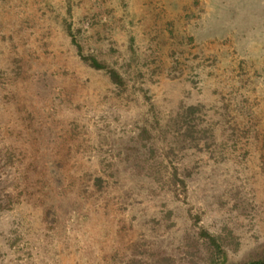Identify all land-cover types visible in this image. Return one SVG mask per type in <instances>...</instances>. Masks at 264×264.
Masks as SVG:
<instances>
[{
    "label": "rangeland",
    "instance_id": "1",
    "mask_svg": "<svg viewBox=\"0 0 264 264\" xmlns=\"http://www.w3.org/2000/svg\"><path fill=\"white\" fill-rule=\"evenodd\" d=\"M263 258L264 0H0V264Z\"/></svg>",
    "mask_w": 264,
    "mask_h": 264
},
{
    "label": "trees",
    "instance_id": "2",
    "mask_svg": "<svg viewBox=\"0 0 264 264\" xmlns=\"http://www.w3.org/2000/svg\"><path fill=\"white\" fill-rule=\"evenodd\" d=\"M85 59H89L90 64L96 68H105V66L102 65L101 63H99L94 57H89V58H85ZM107 72L109 73L110 78L112 79V81L114 83H120V77L114 70L108 69ZM202 233L208 239V244H210V246L213 247L212 253H214L215 256L217 255L216 258L219 257L220 255H222L223 252H221L222 249L220 248V245L217 241V237L209 234L206 231H202ZM247 264H264V258L252 260V261L248 262Z\"/></svg>",
    "mask_w": 264,
    "mask_h": 264
}]
</instances>
